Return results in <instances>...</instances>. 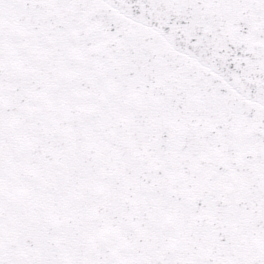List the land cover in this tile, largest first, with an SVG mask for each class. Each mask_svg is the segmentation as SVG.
<instances>
[{"label":"snow or ice","instance_id":"snow-or-ice-1","mask_svg":"<svg viewBox=\"0 0 264 264\" xmlns=\"http://www.w3.org/2000/svg\"><path fill=\"white\" fill-rule=\"evenodd\" d=\"M0 264H264V0H0Z\"/></svg>","mask_w":264,"mask_h":264}]
</instances>
